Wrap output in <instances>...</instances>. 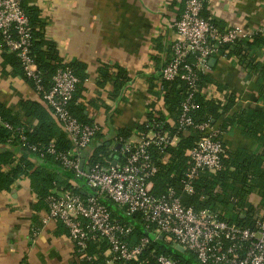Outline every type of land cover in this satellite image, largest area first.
<instances>
[{"label": "crops", "instance_id": "obj_1", "mask_svg": "<svg viewBox=\"0 0 264 264\" xmlns=\"http://www.w3.org/2000/svg\"><path fill=\"white\" fill-rule=\"evenodd\" d=\"M25 2L40 10L41 19L46 23V40L57 46L62 63L86 67L81 72L85 80L79 103L87 118L101 127L102 137L82 152L81 163L84 162L85 170L90 167L95 147L106 143L110 151L117 149L116 137L121 130H133L128 142L132 146L138 144L142 135L137 128L146 123L150 105H157L156 109L163 110V115L173 124L166 109H161L160 76L171 59L170 48L178 39L174 24L183 14L187 0ZM206 12L208 19L217 22L222 29L242 26L252 31L260 30L264 37V0H208ZM4 55L9 54L0 43V106L21 124L36 127L38 121L26 116L22 105L40 103L44 106L45 102L30 81L14 66L5 63ZM252 57L264 65V47L256 48ZM215 59L216 63L206 72L215 84L207 85L202 94L223 103L227 97H234L231 116L249 109L264 112V101L260 97L264 80L246 71L236 57ZM104 65H119L131 77L118 100L111 98V84L105 88L98 84L99 69ZM152 87L161 94L160 100L152 94ZM177 142L176 139L174 145ZM223 144L226 153L262 152L257 140L238 127L224 132ZM4 151L14 154V164L2 168L9 172L21 161L23 151L18 145L0 144V153ZM29 163L32 169L18 179L11 190L0 191V264H82L83 256L76 252L68 230L61 222L49 220L48 209L39 204L31 173L40 167L59 172L60 186L53 193L62 192L64 183L76 190L86 188L89 191L88 186L68 180L54 165L33 157L29 158ZM260 217H264V211ZM105 256L111 257L110 250Z\"/></svg>", "mask_w": 264, "mask_h": 264}, {"label": "built area", "instance_id": "obj_2", "mask_svg": "<svg viewBox=\"0 0 264 264\" xmlns=\"http://www.w3.org/2000/svg\"><path fill=\"white\" fill-rule=\"evenodd\" d=\"M24 0H0V43L3 49L16 55L25 76L34 83L36 92L52 109L71 142L72 149L58 153L52 142L45 150L29 147L32 152L54 156L66 170L84 179L93 194L87 199L71 190L55 192L48 198V219L59 221L68 230L76 252L83 256L90 243L105 242L110 247L108 264L140 262L152 239L141 237L134 241L133 224L114 219L107 202L115 204L130 219L142 221V226L154 241L164 239L175 248L181 247L194 256L198 264H264V217H259L256 230L243 229L223 221L211 210L197 211L187 207L173 190L164 197L150 194L149 181L159 168L153 161L150 146L167 148L173 141L154 131L141 136L132 146L121 144L120 156L124 161L111 167L90 166L81 168V154L101 132L97 124L85 125L69 111V104L77 91L80 79L64 63L53 76L51 89L43 85V74L32 56L33 29L23 8ZM206 0H187L183 14L175 22L177 40L172 45V56L162 71V79L173 81L181 77L189 85V93L182 104L180 126L196 128L202 136L196 146L187 152L190 167L185 174L184 192L193 194L194 181L200 173L221 171L226 151L219 139L222 132L206 123L195 126L192 114L197 110L195 94L199 92L198 73L210 69L211 59L216 58L223 45H233L252 39L260 30L252 31L242 26L226 28L216 26L203 17ZM191 57L194 63H189ZM0 127L12 132L19 142L28 144L24 129L15 128L0 117ZM17 135V136H15ZM171 141V142H170ZM178 250V249H177ZM88 261L96 258L88 257ZM158 264H182L173 258L161 256Z\"/></svg>", "mask_w": 264, "mask_h": 264}, {"label": "trees", "instance_id": "obj_3", "mask_svg": "<svg viewBox=\"0 0 264 264\" xmlns=\"http://www.w3.org/2000/svg\"><path fill=\"white\" fill-rule=\"evenodd\" d=\"M204 7L203 17L208 19V13L206 12L208 0L205 1ZM23 8L30 19L33 29L32 56L43 74V85L46 90H49L53 85V76L57 69L64 63H62L59 57L57 46L46 40V23L41 19L40 10L28 5L25 0L23 1ZM212 22L220 28L217 22ZM263 47V34L258 33L252 39L241 40L233 45L221 46L220 53L216 57L238 58L241 66L246 71L256 73L261 81H263L264 65L252 57L256 48ZM3 50L9 54L4 55L5 63L14 66L19 71V74L26 78L16 55L9 53L6 49ZM170 50L172 55V46ZM153 60L155 62L158 61L156 57H153ZM194 62L195 58L191 57L189 63L192 64ZM69 67L75 71V74L80 79V83L77 86V90H79L76 91L73 100L69 104V111L81 123L94 125L85 115L84 107L79 103L81 92L84 91L83 82L85 80V75H82L81 72L86 67L78 63H71ZM160 79H162V75ZM130 81L131 77L129 73L119 65H104L99 69L98 84L101 88H105L108 84H111L113 86L111 98L114 100L121 98L123 91ZM30 82L34 86V83L32 81ZM210 84L215 83L208 74L198 73L197 86L199 92L194 97L198 107L192 114L195 126L206 123L213 125V127H216L222 132V136L219 138L222 142L225 131L233 127H238L247 135L257 140L262 147V152L250 153L247 151H239L236 154L226 153L223 159V170L200 173L194 181L193 194L189 195L185 193V174L190 167V159L187 156V152L196 146L202 133L193 127L182 128L180 126L182 104L190 91L187 82L181 77L173 81L162 79L160 86L161 93H163V105L160 107L161 109H166L173 124L168 122L167 117L163 115V110L158 111L156 109L157 105L152 104L148 107L149 114L146 123L139 125L137 130L141 132V135L148 134L151 131L161 133L162 135H167L169 140L173 141L177 139L178 142L176 145H169L167 148H164L163 145L150 146L149 151L159 171L149 181L148 189L150 194L159 198L167 196L169 191L173 190L178 197H181L187 207H192L197 211L211 210L218 213L223 221L231 225L243 229L256 230L261 211H264V112L258 109H249L239 115H229L235 105L234 97H227V101L224 103L208 99L207 96L202 94V90ZM151 91L160 100L161 94L154 91L153 87ZM260 97L264 101V90L260 93ZM44 104V106L40 103H27L22 105L24 114L38 121V125L33 128L21 124L17 118L12 116L11 112L0 106V117L13 127L24 129L28 140V144L24 146L19 142L17 135H15L17 137L12 139L14 134L0 127V144L18 145L23 151L21 161L9 172L2 171V168L14 164V154L10 151L0 153V191L11 190L16 181L32 169V165L29 163L30 157L36 158L48 165L51 164L58 167L63 172V176L68 180L73 179L79 185L85 186L84 179L76 177L73 172L66 170L56 161L54 156L44 154L43 157L41 153L32 152L29 149L32 146L40 150H45L52 142L55 143L58 153H65L72 149L67 134L61 128V123L55 119L52 109L46 102ZM219 123L221 125L217 126ZM132 134L133 130L131 129L121 130L116 137V141L118 143L128 142ZM100 137H102L101 132L96 136L95 140L100 139ZM124 159V157L120 156L119 150L110 151L106 143H104L101 147H95L89 165L111 167L113 163L124 161ZM31 177L33 180V188L39 197V204L41 207L48 209V198L60 186L59 172L40 167L32 171ZM64 184L66 186H62L63 191L71 190L85 199L93 194V190L90 188L89 191L85 187V190H76L71 188L69 184ZM252 196H255L253 199H257V201L253 200ZM107 206L114 219L119 220L121 223L134 225L135 229L132 234L134 241L145 236L152 239V243L144 252L141 261L127 264H158V258L161 256L173 258L182 264H198L194 256L178 251L172 242L164 239L154 241L153 237L142 226V221L139 216L137 217L138 220L130 219L115 204L107 202ZM109 250L110 247L105 242L97 244L90 243L88 249L83 253L82 264H107L111 257L108 258L105 254ZM88 257H94L96 259L88 261Z\"/></svg>", "mask_w": 264, "mask_h": 264}, {"label": "water", "instance_id": "obj_4", "mask_svg": "<svg viewBox=\"0 0 264 264\" xmlns=\"http://www.w3.org/2000/svg\"><path fill=\"white\" fill-rule=\"evenodd\" d=\"M216 63V59L214 58V59H211V61H210V67H213V65ZM121 148V144H119L118 146H117V150H119ZM114 165H115V163H114ZM81 168H82V170H85L84 169V162H82L81 163ZM85 171H89V168L88 169H86ZM178 249V251H180V252H184V250L181 248V247H179V248H177Z\"/></svg>", "mask_w": 264, "mask_h": 264}, {"label": "rangeland", "instance_id": "obj_5", "mask_svg": "<svg viewBox=\"0 0 264 264\" xmlns=\"http://www.w3.org/2000/svg\"><path fill=\"white\" fill-rule=\"evenodd\" d=\"M187 255H189V254H187Z\"/></svg>", "mask_w": 264, "mask_h": 264}]
</instances>
